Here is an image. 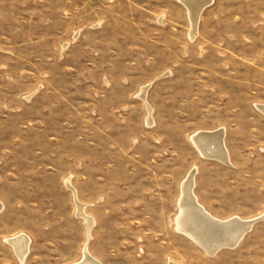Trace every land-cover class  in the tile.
<instances>
[{"label":"rangeland","instance_id":"1","mask_svg":"<svg viewBox=\"0 0 264 264\" xmlns=\"http://www.w3.org/2000/svg\"><path fill=\"white\" fill-rule=\"evenodd\" d=\"M187 13L177 0H0V264H75L86 243L101 264H264V221L213 256L174 222L194 168L213 217L264 212V0H217L193 39ZM227 124L243 128L239 170L190 140ZM20 234L23 261L6 241Z\"/></svg>","mask_w":264,"mask_h":264},{"label":"bare ground","instance_id":"2","mask_svg":"<svg viewBox=\"0 0 264 264\" xmlns=\"http://www.w3.org/2000/svg\"><path fill=\"white\" fill-rule=\"evenodd\" d=\"M188 10V17L191 22V38L197 34V22L202 10L207 3L212 0H179ZM211 4V3H210ZM190 38V39H191ZM150 87V86H149ZM148 86L141 89L139 97L145 101V91ZM149 111L148 124H151V108L146 104ZM224 129L220 128L212 132H196L191 136L190 140L196 147L201 156L209 159L218 160L222 163L229 164L227 149L223 142ZM189 173V172H188ZM195 168L190 172L186 180L181 185V197L179 199V213L175 218V230L183 233L187 238L192 240L196 245L201 247L207 255L213 256L223 248H234L243 239L246 231L252 228L256 220H243L239 217L229 218L227 220H219L207 213L202 206L197 203V198L192 193L194 187ZM66 185L74 193L78 216L84 219L87 229V240L95 225V220L84 212L86 205L77 201L75 190L68 179ZM2 204L0 203V210ZM248 229V230H247ZM6 241L12 246L15 254L23 261L28 253L30 239L25 234H20ZM87 244V243H86ZM83 249V259L75 264H101L93 259L86 249ZM173 264V263H170Z\"/></svg>","mask_w":264,"mask_h":264},{"label":"crops","instance_id":"3","mask_svg":"<svg viewBox=\"0 0 264 264\" xmlns=\"http://www.w3.org/2000/svg\"><path fill=\"white\" fill-rule=\"evenodd\" d=\"M216 1L217 0H212V2L210 3H207V5L205 6V8L202 10L200 16H199V19H198V22H197V34H199L200 32V29H201V22H202V17L203 15L205 14V12L210 9L211 7H213L215 4H216ZM177 2H179L183 8L186 9V13L188 12L187 8L185 7V5L183 3H181L179 0H177ZM187 17H188V13H187ZM190 20V19H188ZM103 30V29H102ZM97 32L100 31V29H97L96 30ZM171 73V72H170ZM169 71L165 72L164 74L160 75L159 77H157L156 79L154 80H162L163 78H166V75L167 74H170ZM145 86H148L147 90L145 91V102L143 99H140L145 103V108H146V104H149L150 108H151V118H152V113L155 112V108L149 103L148 101V96H149V91L151 90V83L149 84H146ZM143 86V87H145ZM150 86V87H149ZM142 87V88H143ZM256 108L258 110V113L262 116L261 117V120L264 122V104H256ZM147 110V108H146ZM148 112V110H147ZM152 121H153V118H152ZM238 121V120H237ZM239 121H241V117L239 118ZM153 123V122H152ZM235 123H236V120H235ZM237 126V125H236ZM235 126V127H236ZM229 128H232V127H229V125L227 124V129L226 127H224V138H223V142L224 144H226L227 146V155H228V160H229V163L230 165H228L227 167L230 168V169H234V170H239L240 167L237 165V162L238 161H241L243 159V154H242V151L239 149V144H241V139L239 140L240 138V135H239V130L243 129L242 127H237V128H233L231 131ZM220 129V128H219ZM217 130V129H216ZM199 132H212V131H215V130H198ZM76 143H81V141H78ZM75 190V188H73ZM75 193H76V190H75ZM203 208L209 213L211 214L208 210H207V207L206 206H203ZM212 215V214H211ZM262 215H264V212L255 217V218H251V219H243V220H253V219H256V218H259V217H262ZM213 216V215H212ZM240 218V217H239ZM242 219V218H241ZM261 221H264V218H262L260 221L258 222H261ZM256 222V223H258ZM254 223V224H256ZM253 224V225H254ZM253 228V227H252Z\"/></svg>","mask_w":264,"mask_h":264},{"label":"water","instance_id":"4","mask_svg":"<svg viewBox=\"0 0 264 264\" xmlns=\"http://www.w3.org/2000/svg\"><path fill=\"white\" fill-rule=\"evenodd\" d=\"M260 220H261V219L256 220L255 223L258 222V221H260ZM247 230H248V229H247ZM250 230H251V228H250L248 231H246L245 234H247Z\"/></svg>","mask_w":264,"mask_h":264}]
</instances>
